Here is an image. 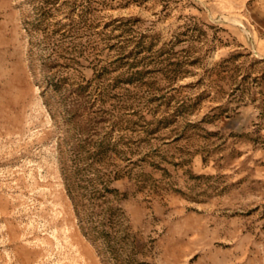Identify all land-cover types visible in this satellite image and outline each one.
Returning a JSON list of instances; mask_svg holds the SVG:
<instances>
[{
	"label": "rangeland",
	"instance_id": "374dc122",
	"mask_svg": "<svg viewBox=\"0 0 264 264\" xmlns=\"http://www.w3.org/2000/svg\"><path fill=\"white\" fill-rule=\"evenodd\" d=\"M218 0H0V264H264V62Z\"/></svg>",
	"mask_w": 264,
	"mask_h": 264
},
{
	"label": "crops",
	"instance_id": "0c3cea01",
	"mask_svg": "<svg viewBox=\"0 0 264 264\" xmlns=\"http://www.w3.org/2000/svg\"><path fill=\"white\" fill-rule=\"evenodd\" d=\"M214 5H217L221 12L244 17L247 44L252 46L260 60L264 62V0H218ZM260 85L264 90V71Z\"/></svg>",
	"mask_w": 264,
	"mask_h": 264
}]
</instances>
